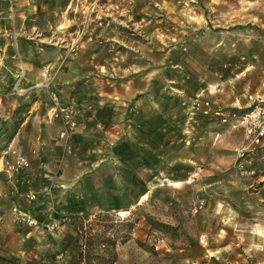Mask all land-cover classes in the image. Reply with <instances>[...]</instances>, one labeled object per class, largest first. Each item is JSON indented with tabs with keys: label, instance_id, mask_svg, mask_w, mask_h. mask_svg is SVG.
<instances>
[{
	"label": "rangeland",
	"instance_id": "374dc122",
	"mask_svg": "<svg viewBox=\"0 0 264 264\" xmlns=\"http://www.w3.org/2000/svg\"><path fill=\"white\" fill-rule=\"evenodd\" d=\"M35 5L0 72V227L30 229L26 264H77L96 214L133 242L117 264H264V158L238 167L243 132L191 108L264 78V0Z\"/></svg>",
	"mask_w": 264,
	"mask_h": 264
},
{
	"label": "crops",
	"instance_id": "0c3cea01",
	"mask_svg": "<svg viewBox=\"0 0 264 264\" xmlns=\"http://www.w3.org/2000/svg\"><path fill=\"white\" fill-rule=\"evenodd\" d=\"M36 8L37 5H35V0H0V72L6 65H9L7 64V59H4L3 62V57L7 58V56H10L12 60L15 59L16 63L14 70H17L18 63L16 60V56L22 55V53L23 55H25V49L24 47H22L21 42H19V26L25 23L26 19L28 21L30 20L31 22L34 21L35 18L33 17V14H35ZM26 29L28 31L31 30V28L29 27H27ZM26 34L31 36V33ZM12 60L10 61L14 63V61ZM221 91L222 89L219 84H208L199 92H196L193 96H195L194 98L198 96H202L205 98L209 97L213 101H215V103L217 102V104L222 107H238L245 103V96L248 93H264V78L259 81L254 90L247 91L245 93H242L241 95L236 96L234 98V101H232L230 104H225L223 102L224 100L220 94ZM220 128L222 129V127ZM210 133L213 134V132ZM242 137L243 138L240 146L236 148L238 157H241L240 159L235 161L238 167L244 166V164L249 163L253 160H258V158H264V146L246 148L244 152H242L247 145L245 136L242 135ZM246 157H250L251 160L247 159ZM249 172L251 174L255 172L256 177H260L259 179H264V173H261V171H257L258 173H256V169L253 168L252 170H249ZM29 231L30 229L19 230L16 224H14L12 221L7 222L5 221V219L3 220L0 227V264H15L18 259L21 260V264L28 263L27 261L29 257V251L27 250V248H17L15 246L16 244L22 243V240H27ZM41 237L43 239L44 235H42ZM18 239L19 241L17 243ZM130 246L133 247V242L131 240H125L123 242H119L116 245L117 260L114 264H117L120 259L124 258V249ZM52 252V245L49 244L47 251L41 250L40 254L36 253L35 256L41 264H51L52 257L54 256ZM63 257V260L67 259L66 255H64ZM132 264L138 263L133 262Z\"/></svg>",
	"mask_w": 264,
	"mask_h": 264
},
{
	"label": "built area",
	"instance_id": "2783aa9c",
	"mask_svg": "<svg viewBox=\"0 0 264 264\" xmlns=\"http://www.w3.org/2000/svg\"><path fill=\"white\" fill-rule=\"evenodd\" d=\"M53 99L58 105L57 99ZM57 107L54 108L52 117L58 116L57 110L60 115L66 120L69 125H74L71 118L73 112L70 107ZM192 114L199 112L205 116L216 119L219 123L226 125L230 129L241 130L245 136L247 145L246 148H254L264 146V93H248L245 96V103L238 107H222L215 105L208 98L198 96L192 103ZM214 139L219 136V132H213Z\"/></svg>",
	"mask_w": 264,
	"mask_h": 264
},
{
	"label": "trees",
	"instance_id": "16d2710c",
	"mask_svg": "<svg viewBox=\"0 0 264 264\" xmlns=\"http://www.w3.org/2000/svg\"><path fill=\"white\" fill-rule=\"evenodd\" d=\"M105 217L96 214L86 224H79L82 239L77 254V264H114L116 262V245L120 239L115 235L114 225L105 223Z\"/></svg>",
	"mask_w": 264,
	"mask_h": 264
},
{
	"label": "bare ground",
	"instance_id": "6f19581e",
	"mask_svg": "<svg viewBox=\"0 0 264 264\" xmlns=\"http://www.w3.org/2000/svg\"><path fill=\"white\" fill-rule=\"evenodd\" d=\"M123 213V212H122Z\"/></svg>",
	"mask_w": 264,
	"mask_h": 264
}]
</instances>
